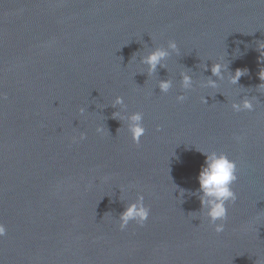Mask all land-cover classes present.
Segmentation results:
<instances>
[{
	"label": "water",
	"instance_id": "water-1",
	"mask_svg": "<svg viewBox=\"0 0 264 264\" xmlns=\"http://www.w3.org/2000/svg\"><path fill=\"white\" fill-rule=\"evenodd\" d=\"M169 40L178 52L148 77L140 56ZM260 43L261 0H0V264L264 261ZM218 60L247 74L201 87L216 79ZM188 69L194 86L184 92ZM160 79L173 81L168 93ZM116 96L127 114H144L139 145L112 118ZM244 97H255L254 110L234 112ZM197 149L236 161L237 199L221 233L188 194L205 160ZM137 195L148 220L121 231L119 215Z\"/></svg>",
	"mask_w": 264,
	"mask_h": 264
},
{
	"label": "clouds",
	"instance_id": "clouds-1",
	"mask_svg": "<svg viewBox=\"0 0 264 264\" xmlns=\"http://www.w3.org/2000/svg\"><path fill=\"white\" fill-rule=\"evenodd\" d=\"M264 3V0H261ZM259 50L261 52L260 59L264 61V43L259 44ZM178 52V45L174 40H169L167 47H155L149 51L146 55L140 56V63L147 67V76L150 77L157 74L158 66L160 68H167L165 61L172 53ZM136 56L133 54L131 60ZM198 67L204 71L208 70V65L206 63H201ZM212 77H207L200 83L201 87L217 89L218 81L225 78V74H228L229 83L237 85L240 78L247 74V69H237L234 74L228 71V63H222L219 60L213 62L211 65ZM192 71L190 69L186 71H181L180 75V86L184 92L191 90L194 86L193 76L190 74ZM143 74V73H142ZM259 79L262 81L256 88L257 90H264V68H261L258 73ZM173 86V81L171 79L159 80L157 83V88H159L161 93H168ZM211 96V95H208ZM213 97V96H211ZM186 95L179 94L176 96L177 102H184L186 100ZM214 98V97H213ZM255 98V97H254ZM244 97L239 103L232 102L231 108L234 112H240L243 110L252 111L254 110L253 99ZM201 103L208 104L206 96L201 97ZM111 107L117 109L112 113V118L119 120L121 122H127V131L131 135V140L134 144L139 145L141 138L144 136L146 129L143 125L144 114L140 111H135L130 114L126 113V105L124 98L122 96H116L111 104ZM119 108V110H118ZM125 114L122 115V111ZM84 108L80 109V113L83 114ZM159 127L157 131H159ZM97 133L103 134L106 129L104 127H97ZM120 129H118V132ZM107 132H109L107 130ZM80 139H85V135L81 133ZM239 141V137H235ZM198 150V149H197ZM200 151L204 156L205 160L200 168L197 180L199 183V188L195 192H189V195H196L200 201L201 208L199 212L208 219L209 224L213 227L216 233H221L224 231V222L227 219L229 203H234L237 199L236 193L232 189V185L237 181V165L236 161L229 158V156L223 152L216 151ZM120 189V188H119ZM122 189H120V193ZM185 194L184 189L179 190L180 197ZM182 202V200H181ZM196 212H191L195 214ZM150 214V209L144 203V196L137 195L134 202L128 203L125 206L123 212L120 213L118 221L119 228L121 231L125 230L130 222H135L138 226H143L148 220ZM193 215V219H197ZM219 221V223H218ZM7 229L3 223H0V238L6 235ZM256 264H264V261L257 259Z\"/></svg>",
	"mask_w": 264,
	"mask_h": 264
}]
</instances>
